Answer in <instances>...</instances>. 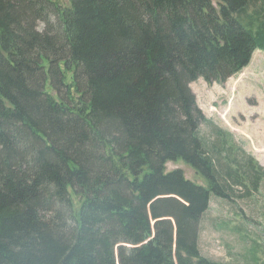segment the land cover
<instances>
[{
	"label": "trees",
	"instance_id": "16d2710c",
	"mask_svg": "<svg viewBox=\"0 0 264 264\" xmlns=\"http://www.w3.org/2000/svg\"><path fill=\"white\" fill-rule=\"evenodd\" d=\"M258 49L264 0H0V264H217L199 245L212 196L264 168L191 84Z\"/></svg>",
	"mask_w": 264,
	"mask_h": 264
},
{
	"label": "rangeland",
	"instance_id": "374dc122",
	"mask_svg": "<svg viewBox=\"0 0 264 264\" xmlns=\"http://www.w3.org/2000/svg\"><path fill=\"white\" fill-rule=\"evenodd\" d=\"M191 87L207 118L231 134L240 164L253 157L264 168V51L256 50L249 65L223 84L201 78ZM213 124H203L200 130L209 144L219 140ZM167 169H181L207 186L206 179L183 160L168 162ZM230 194L226 199L212 196L202 221L201 252L217 264H264V179L258 189L247 180L235 183Z\"/></svg>",
	"mask_w": 264,
	"mask_h": 264
}]
</instances>
